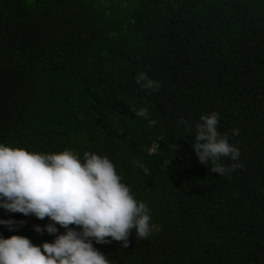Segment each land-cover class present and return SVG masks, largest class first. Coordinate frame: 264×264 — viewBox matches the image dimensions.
<instances>
[{"label":"trees","instance_id":"1","mask_svg":"<svg viewBox=\"0 0 264 264\" xmlns=\"http://www.w3.org/2000/svg\"><path fill=\"white\" fill-rule=\"evenodd\" d=\"M213 111L241 153L223 163L243 164L224 176L192 148ZM0 143L112 160L160 230H131L126 248L93 241L110 264H264V0H0ZM0 219L24 221L0 225L4 238L65 232L3 208Z\"/></svg>","mask_w":264,"mask_h":264},{"label":"clouds","instance_id":"2","mask_svg":"<svg viewBox=\"0 0 264 264\" xmlns=\"http://www.w3.org/2000/svg\"><path fill=\"white\" fill-rule=\"evenodd\" d=\"M136 83L145 90L158 91L161 87L145 72L137 74ZM132 111L137 117L148 116L147 108ZM199 120L194 125L192 144L198 161L211 165L210 171L219 176L242 168L240 163L231 167L223 163L225 157L239 161L241 153L226 134L218 131L219 114H202ZM179 123L188 129L193 127L186 119ZM238 133L233 129V135ZM143 170L148 174L146 167ZM122 181L112 160L95 152L85 151L81 156L65 149L43 154L0 143V208L49 218L51 223L33 226L37 233L56 235L57 224L65 229L53 242L42 244L21 235L0 236V264H110L93 241L104 244L114 240L126 248L133 229L138 240H146L160 230L159 225L151 222L149 206L138 201ZM23 223L0 219V225L9 231Z\"/></svg>","mask_w":264,"mask_h":264}]
</instances>
